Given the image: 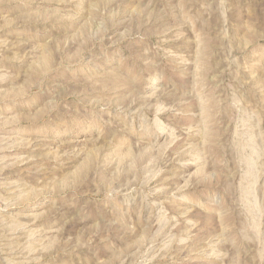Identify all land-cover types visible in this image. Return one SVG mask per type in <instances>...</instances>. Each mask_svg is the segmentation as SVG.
<instances>
[{
	"label": "rangeland",
	"instance_id": "374dc122",
	"mask_svg": "<svg viewBox=\"0 0 264 264\" xmlns=\"http://www.w3.org/2000/svg\"><path fill=\"white\" fill-rule=\"evenodd\" d=\"M0 264H264V0H0Z\"/></svg>",
	"mask_w": 264,
	"mask_h": 264
}]
</instances>
